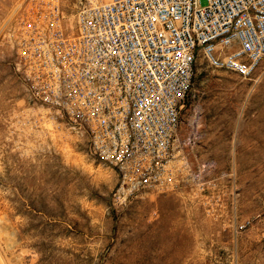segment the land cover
Wrapping results in <instances>:
<instances>
[{"label": "built area", "instance_id": "obj_1", "mask_svg": "<svg viewBox=\"0 0 264 264\" xmlns=\"http://www.w3.org/2000/svg\"><path fill=\"white\" fill-rule=\"evenodd\" d=\"M12 46L27 146L111 167L113 205L185 189L206 213L224 206L231 174L194 151L191 84L200 60L251 78L264 60V0H18Z\"/></svg>", "mask_w": 264, "mask_h": 264}, {"label": "rangeland", "instance_id": "obj_2", "mask_svg": "<svg viewBox=\"0 0 264 264\" xmlns=\"http://www.w3.org/2000/svg\"><path fill=\"white\" fill-rule=\"evenodd\" d=\"M17 1L0 0V264H264V60L251 78L195 65L190 94L202 136L194 151L230 172L223 207L206 213L185 189L113 205L111 167L24 143L13 67ZM242 219L250 223L235 231Z\"/></svg>", "mask_w": 264, "mask_h": 264}]
</instances>
